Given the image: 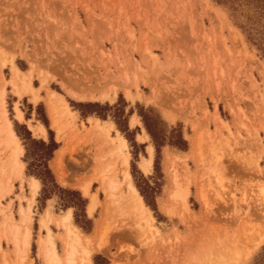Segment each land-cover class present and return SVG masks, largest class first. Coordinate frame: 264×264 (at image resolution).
I'll list each match as a JSON object with an SVG mask.
<instances>
[{"label": "rangeland", "instance_id": "374dc122", "mask_svg": "<svg viewBox=\"0 0 264 264\" xmlns=\"http://www.w3.org/2000/svg\"><path fill=\"white\" fill-rule=\"evenodd\" d=\"M15 73L19 74V81ZM26 81L38 91L37 102L32 100ZM126 86L134 97L126 95ZM70 89L87 90L96 98L78 100L70 95ZM1 91L0 114L3 109L6 111L14 130L15 123L25 124L32 137L47 141L46 128L45 136L35 135L44 126L36 119V106L42 103L54 140L61 147L69 145L66 171L75 181L89 178L93 174L89 171L92 165L89 158L94 162L102 154L95 136L89 133L91 129L99 124L104 133L111 128L110 137L120 133L110 118L100 121L88 117L89 127L81 123L78 119L83 117L74 105L77 102L114 104L123 98L131 106L136 102L152 106L168 125L180 127L188 142L187 151L162 147L163 176L156 197L157 216L146 204L151 212L145 220L128 202L121 164L114 173L121 183L117 190L110 192L99 181L87 195L74 189L86 202L88 199L90 202L93 194L99 198L93 215L87 211V216L86 205L75 209L84 213L96 229L88 236L76 225L83 237L74 264H104L109 261L107 257L112 264H252L261 251L264 244L244 262L230 260V253L237 258L244 256L264 230V58L246 41L224 6L213 0H0ZM53 91L61 94L69 105L68 111L61 113L60 138L49 114L48 100ZM103 93L108 95L104 98ZM1 125L2 117L0 264L4 260L27 264V253L16 254L25 232L32 223L29 255L35 257L37 246L41 257L40 249L48 231L41 226L43 214L37 221L38 213L46 196L54 198L57 211L63 209L60 199L63 195L58 190L42 193L40 182L36 201L34 198L28 209L34 176L26 173L25 146L18 136L24 168L17 175L11 164L14 149L2 135ZM129 125L139 126L137 140L148 143L147 155L139 154V165L136 162L140 170L143 158L150 157L152 144L135 113L130 116ZM197 135L202 137L200 152L196 153L199 159L193 153ZM92 143L95 153L90 151ZM126 143L121 156L128 158L130 169L132 148L127 140ZM72 145L76 154L70 148ZM54 159L49 166L57 184L69 188L59 182ZM77 161L89 162L87 168ZM152 174L153 166L149 173L144 172V176ZM200 188L206 196L205 205L199 199ZM112 195L123 202L119 205L121 212L112 217L113 221L116 219L114 222L105 215ZM27 217L30 220H25ZM53 220L52 215L49 223ZM12 224L19 226L16 238L10 229ZM67 234L65 230L62 245L58 246L62 264H67ZM101 239L109 250H93L90 263L86 252L92 249V241L95 245ZM223 248L228 251L227 256ZM36 264L42 263L36 259Z\"/></svg>", "mask_w": 264, "mask_h": 264}, {"label": "trees", "instance_id": "16d2710c", "mask_svg": "<svg viewBox=\"0 0 264 264\" xmlns=\"http://www.w3.org/2000/svg\"><path fill=\"white\" fill-rule=\"evenodd\" d=\"M213 1L229 10L234 23L245 35L246 41L256 48L261 58H264V0ZM74 105L79 109L82 117L94 115L100 119H112L118 131L125 137L132 148L130 151L132 156L130 173L133 183L142 195L144 202L150 206L157 216L156 197L159 194L158 188L163 176L161 172V150L166 145L180 151L188 149V142L184 138L181 128L168 125L154 107H145L138 102L131 106L123 98L118 99L114 104L87 101L77 102ZM36 108V119L47 129V141L42 138L32 137L30 130L25 124L18 125L15 123V131L25 146L24 161L27 163L26 173L40 180V191L42 193L47 192V190H58L62 193L63 196L60 199L64 208H74L75 224L88 233L92 229L91 220L84 213L79 214L75 210L77 206L83 209L87 205L86 198L78 190L63 188L57 184V180L49 166V161L52 159L54 151L58 149L59 143L54 140L53 131L49 128L48 118L42 103H39ZM134 113L139 118L154 148L153 174L150 176H144L136 165L139 154L146 155V143H139L135 139L136 133L140 132V127L131 128L129 126V118ZM46 198H49V196H46ZM107 262L105 261V263ZM252 264H264V246L254 256Z\"/></svg>", "mask_w": 264, "mask_h": 264}, {"label": "bare ground", "instance_id": "6f19581e", "mask_svg": "<svg viewBox=\"0 0 264 264\" xmlns=\"http://www.w3.org/2000/svg\"><path fill=\"white\" fill-rule=\"evenodd\" d=\"M16 70H18V69H15V71ZM17 72L20 73V71H17ZM15 79H17V81H19L20 78H19V74L18 73L15 75ZM2 81H3V79H2ZM27 83H28V81H26V83H25L26 87H27ZM137 84H138V82L136 81L134 83V85L137 87ZM27 88L32 92V95H33V99L32 100L37 102L39 100L38 91L33 87V85L31 83H28V87ZM125 88H126L125 89L126 90V95L131 97V98L134 97V95L130 91V88L128 86H126ZM85 91H87V90H85ZM85 91H79V90L70 89L69 93H70L71 96H73L74 98H76L78 100H86V99H95L96 98L94 93H90L89 94L88 92H85ZM19 93L21 94V92H19ZM0 94L3 95L2 91H1ZM107 95H108L107 93H103V97L104 98ZM48 101H49V103H48L49 114H50V117L52 119L53 127L56 128L57 134H58V136L60 138V136L62 135V129H61V125H60L61 113L63 112V110L68 111L69 105H68L67 101L63 98V96L61 94H59L57 92H54V91L51 92L50 98H49ZM164 112H165V115L168 118L171 117L166 110ZM0 117H2V125H1V131L3 133L2 135L5 137L8 146L10 148L14 149L13 153H12V161H11L13 172L15 174H17V175H20V173L22 172V170L24 168V162L20 158V156L22 154V147H21V145L19 143L20 139H19L18 135L16 134V132L14 130V127H13V124H12L11 120L7 117V113H6V111L4 109L2 110V112L0 114ZM216 119H219V118L216 117ZM140 124H141V122H140ZM93 129H91V131L89 133H90V135H93V136L98 138L97 141H96V144L100 147V150H101V153H102V154L98 155V158H96L94 160V162L92 161L93 159L91 160L89 158V162L90 161L92 162L91 169L89 171L90 172L93 171V174L90 173L91 175L89 176V178H87L88 180L85 178V181L83 180L82 182H79V180L75 181L74 179H71L69 177V175L67 174V171H66L67 169H66V161H65L66 157H68L67 154L69 152V149H68L69 145H68V147L66 145V147H61L60 149L57 150L56 156H55V159H54V168H55L56 176H57L59 182L61 184L65 185V186H68V185L69 186L70 185L76 186V187H78L77 189H81L83 191V193L85 195H87L89 193V191H90L91 183L93 181H99L105 189H107V190H109L111 192L113 190H117L118 186L121 185V183L116 179V176L114 175V173L117 172L116 171L117 167H119L120 164H121L122 165V175L124 177V181L127 183L126 187H128V195H129L128 197L129 198H126V199L128 200V202H130L132 205H134V207L138 210L139 215L142 216L141 218H144L145 220L148 219L147 217H148V215H150L151 211H150L149 207L146 205V203L144 202V199H143L142 195L139 193L138 189L136 188V186L134 185V183L132 181V175H131V173H130V171L128 169L129 168V160H128V158L126 156L125 157L121 156V151L123 150V147L127 146L125 138L120 133H118V135L116 137H112L111 136L112 137L111 138L110 137V130H111L110 127L107 129V132H105V133H104L103 128L100 127L99 124H97ZM35 135L45 136L46 135L45 127L44 126L39 127L36 130ZM200 135H201V133H200ZM200 135H197L196 138L193 140V153L195 154V156L198 157V159H199V156L197 155L198 154L197 152H200V150H199V147L201 146V141L200 140H202V137L200 139ZM109 138H110L111 141L109 140ZM70 148H72L71 150L75 149L73 151L76 154L75 151L77 149L73 145ZM71 150H70V152H73ZM149 152H150V157L149 158H143V160L140 163V167L145 173H149L151 168H152V160H153V146L152 145L149 148ZM74 153H72V156H73ZM74 162H76V160H74ZM89 162H87V161L84 162L83 161V164H80L81 162L77 161V164L83 165V168H84V167L88 166L87 163H89ZM0 181H2V180H0ZM30 188H31L32 197L30 198V204H29L28 209H30L31 204H32V202H34V198H35V196L37 195V193L39 191L40 180L35 178V177H33L31 179V182H30ZM188 193L186 195H188ZM205 197L206 196H205V193L203 191V188H200L199 199L204 205H205ZM123 201H125V200H123ZM121 202L122 201L119 198H117V196L112 195V198H111L110 202L108 203V205L106 206V210H105V215L108 216L107 219L111 218V220L113 221L114 218H112V217L118 215L116 213H120L121 212L120 211V206H119L121 204ZM128 202H126V204H129ZM98 204H99V198L97 197L96 194H93L91 196V198H90V204L88 206V212L90 214H93L95 212ZM123 208H125V207L123 206ZM126 209H127V207H126ZM126 213H128V212H126ZM114 214H116V215H114ZM23 215H24V213H23ZM24 216H26V215H24ZM67 218H68L67 220H69V217H67ZM25 220H30V218L27 217V218H25ZM41 223H42L43 226L46 225V220H42ZM100 223L102 224V222H100ZM108 225L110 227V224H108ZM66 228H67V233L68 234H67V237H66L67 240H66V244H65L66 245V250H65L66 251V253H65L66 257H65V260L67 261V264H74L75 255H76V252H77V246H78L79 243H81L79 241L81 240V237H83V236H81V234H82L81 230L77 226H73L71 223L69 225H67ZM10 229L12 231V234H15V235L18 234L17 231H18L19 227L16 224H12L10 226ZM28 232H29V229H27V231H26V235H25V239H24L25 245H28V239H27ZM88 240H89V237H88ZM93 242L94 241H92V243ZM92 243H91V245H93V247H91L92 249L91 250L89 249L86 252V260L89 261L90 263L92 261L93 250L94 251H105V250L108 251L109 250V248H108L109 245H107L106 242H104V240L102 241V239H101V242L95 243V245L92 244ZM262 244H264V230H263V232L258 234V236H256L254 244L251 246L250 249H248L246 251V254H243L244 256H241L240 258H237V257H235L236 255L230 253L229 255H231V257L233 258V259L230 258V260H233V262H238V263L239 262H244ZM88 247L86 246V248H88ZM225 250H227V249H225ZM222 251H224V248L222 249ZM222 251L220 252L221 254L223 253ZM227 252H225L224 255H226ZM221 254H220V256H221ZM224 255H223V257L227 258ZM44 258H45V261H46L47 264H60L59 263V259L57 258V255L55 254L54 248L52 250L49 249L44 254ZM221 259H222V257H221ZM228 261H229V258H228ZM2 264H8L7 260H4V262Z\"/></svg>", "mask_w": 264, "mask_h": 264}, {"label": "crops", "instance_id": "0c3cea01", "mask_svg": "<svg viewBox=\"0 0 264 264\" xmlns=\"http://www.w3.org/2000/svg\"><path fill=\"white\" fill-rule=\"evenodd\" d=\"M76 113V111H75ZM88 117H91L92 119H99L100 121H105V120H110V119H100L99 117H96L94 115H88V116H85L81 119H78L81 123H84L86 126L89 127L90 123L88 121ZM113 122V121H112ZM114 123V122H113ZM76 124L77 126L79 127L80 126V123L76 121ZM115 125V124H114ZM130 126V125H129ZM131 127V126H130ZM116 128V127H115ZM93 129V128H92ZM94 130V129H93ZM111 131V130H110ZM139 134V133H138ZM96 138V141H97V137ZM135 139L137 142L139 143H144V142H140L139 140H137L136 136H135ZM148 144V143H147ZM147 144L145 146V148H147ZM62 145H59L58 148H60ZM57 150V149H56ZM56 150L54 151V154H53V157L52 159L50 160V163L52 162V160L54 159L55 157V152ZM188 150V149H187ZM186 150V151H187ZM90 151L92 153H95L96 152V147H95V144L92 143L90 145ZM146 151V150H145ZM147 152V151H146ZM153 153H154V148H153ZM147 155V154H146ZM145 155V156H146ZM146 158H149V157H146ZM140 160V159H139ZM139 160L137 161L138 162V165H139ZM152 166H153V160H152ZM140 168V167H139ZM52 169V168H51ZM129 169V168H128ZM152 169V168H151ZM53 171V170H52ZM130 171V169H129ZM140 171L144 174V172L140 169ZM54 173V172H53ZM133 181V180H132ZM97 185L96 181H93L91 183V186L93 185ZM60 185V184H59ZM62 186V185H61ZM64 187H69V188H73V189H77V188H74V187H71V186H64ZM88 199V198H87ZM35 201H36V197H35ZM89 202V199L87 200L86 204H88ZM55 200L54 198L50 197V198H47L46 201H45V205L44 207L42 208V211H40L38 213V217H37V221H39V217L41 216V214H43V217L41 219L40 222H42V220H46V225H42L41 223V226L43 228H46L48 233L46 234V239L44 240V244L41 246V249H40V255L41 257H39L38 253H37V246H36V253H35V257H30L29 253H30V249H31V244H32V240H33V228H32V223L30 224V230L28 232V236H27V239H28V245H25L24 243V239H25V235H26V232L23 236V239H22V247L21 249H17V252L16 254L18 256H23V254H26L27 255V258H26V263L29 264L30 261L32 264H36V259L39 260L42 264H47L46 261H45V258H44V254L50 249L52 250L54 248L55 250V254L57 255V258L59 259V263L62 264V257H61V254H62V251L59 250L58 246L62 245V238L64 237V234H65V230H67L66 226L69 225L70 223L73 225V226H76L75 222H74V208L73 207H66V208H63L59 211L56 210V207H55ZM90 204V202H89ZM88 204V206H89ZM88 206L86 205L87 209H86V214L87 216L89 215H93V214H90L89 212V215L87 213L88 211ZM70 208V209H69ZM33 209H34V203L32 205V214H34L33 212ZM52 215L54 216V220L49 223ZM32 216V215H31ZM69 217V220H67ZM33 219V217H32ZM39 223V222H38ZM59 223V225H58ZM49 224V225H48ZM18 226V225H17ZM19 227V226H18ZM78 227V226H77ZM46 229L45 230V233H46ZM96 229V225H94L92 227V230L90 232H88L87 234L88 235H93L94 234V231ZM52 231V232H51ZM12 232V231H11ZM44 231L41 230V234L43 235ZM52 233L55 235V238L53 239V235ZM14 236V238L17 237V234H12ZM38 239H36V243H37ZM9 251H10V257L13 258L14 255L13 253L11 252L10 248H9ZM106 251V250H105ZM105 251H101V252H105ZM61 253V254H60ZM97 253H100V252H97ZM22 254V255H21ZM102 255H104V253H100ZM66 257V255H65ZM109 259V261L105 264H112V261H111V258L110 257H107ZM66 261V260H65ZM67 262V261H66ZM8 264H10L8 261H7Z\"/></svg>", "mask_w": 264, "mask_h": 264}]
</instances>
